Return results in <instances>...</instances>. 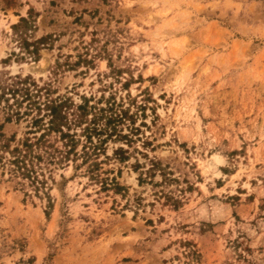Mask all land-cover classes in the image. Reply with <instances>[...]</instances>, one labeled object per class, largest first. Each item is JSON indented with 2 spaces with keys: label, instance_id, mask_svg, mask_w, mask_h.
<instances>
[{
  "label": "rangeland",
  "instance_id": "obj_1",
  "mask_svg": "<svg viewBox=\"0 0 264 264\" xmlns=\"http://www.w3.org/2000/svg\"><path fill=\"white\" fill-rule=\"evenodd\" d=\"M13 147L0 264H264V0H0Z\"/></svg>",
  "mask_w": 264,
  "mask_h": 264
},
{
  "label": "trees",
  "instance_id": "obj_2",
  "mask_svg": "<svg viewBox=\"0 0 264 264\" xmlns=\"http://www.w3.org/2000/svg\"><path fill=\"white\" fill-rule=\"evenodd\" d=\"M23 146L27 147L28 143L23 142ZM1 147H4V145H1ZM9 154V158L2 157L0 154V164L1 166H4L6 164H11L12 168L9 169V171L12 172V174H19L21 177H25L29 180V183H33L35 181V176H32L31 169L26 168V164L24 163V157L20 155L19 150L17 147H13L10 151H7ZM11 155V156H10ZM153 166V163H151ZM113 185L116 186L115 181H111Z\"/></svg>",
  "mask_w": 264,
  "mask_h": 264
},
{
  "label": "bare ground",
  "instance_id": "obj_3",
  "mask_svg": "<svg viewBox=\"0 0 264 264\" xmlns=\"http://www.w3.org/2000/svg\"><path fill=\"white\" fill-rule=\"evenodd\" d=\"M23 67L25 72H34L35 75H41L44 69V61L40 60V62L35 65L24 64Z\"/></svg>",
  "mask_w": 264,
  "mask_h": 264
}]
</instances>
